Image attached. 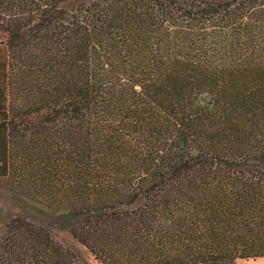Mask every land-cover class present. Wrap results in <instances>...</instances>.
<instances>
[{"label":"trees","instance_id":"trees-1","mask_svg":"<svg viewBox=\"0 0 264 264\" xmlns=\"http://www.w3.org/2000/svg\"><path fill=\"white\" fill-rule=\"evenodd\" d=\"M264 258V0H0V264Z\"/></svg>","mask_w":264,"mask_h":264},{"label":"rangeland","instance_id":"rangeland-1","mask_svg":"<svg viewBox=\"0 0 264 264\" xmlns=\"http://www.w3.org/2000/svg\"><path fill=\"white\" fill-rule=\"evenodd\" d=\"M60 239L70 242L76 250L86 259L88 264H101L95 260V258L80 244L70 239L68 234H60ZM236 264H264V258L250 259V260H238Z\"/></svg>","mask_w":264,"mask_h":264}]
</instances>
